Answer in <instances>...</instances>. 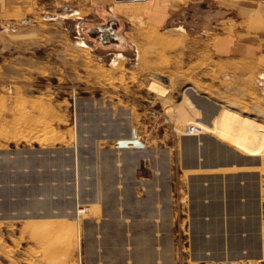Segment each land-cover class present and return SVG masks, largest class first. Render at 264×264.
<instances>
[{"label": "rangeland", "instance_id": "1", "mask_svg": "<svg viewBox=\"0 0 264 264\" xmlns=\"http://www.w3.org/2000/svg\"><path fill=\"white\" fill-rule=\"evenodd\" d=\"M69 4L0 12V264H264V139L244 142L237 123L264 138V42L250 58L222 57L200 34L199 4L184 30L127 16L124 4ZM220 110L239 121L211 122ZM133 132L143 149L116 147ZM184 138L217 140L250 162L261 198L240 204L259 222L229 216L231 200L221 225L194 215L191 178L237 168H183ZM29 157L32 166L17 164Z\"/></svg>", "mask_w": 264, "mask_h": 264}, {"label": "crops", "instance_id": "2", "mask_svg": "<svg viewBox=\"0 0 264 264\" xmlns=\"http://www.w3.org/2000/svg\"><path fill=\"white\" fill-rule=\"evenodd\" d=\"M50 2L61 9H64V4L69 2L71 4L67 8L70 9L85 6L89 8L96 5L111 8L112 3L124 4L127 6L123 12L127 16L132 14L131 11L136 10V13H141L143 18H147L155 25L168 24L169 30H181L179 29L181 25L177 24L190 26L192 11L199 4L200 8H205V16L202 12L199 19L200 34H203L206 40H215L222 57H232V60L237 62L242 58H250L248 51L259 47V42H264V0H0V12L8 15H25L31 10H35V7L41 9L48 6ZM60 4L63 6H59ZM181 27L184 30V27ZM245 52L248 53L247 56ZM262 55L264 57V53ZM262 67H264V58H262ZM220 143L214 139H205L199 144L195 138H184L182 143L183 152L189 155L192 160L183 165L185 169L218 171L237 168L233 170L232 176L202 173L191 178V180L195 178L198 180L196 184H192L191 195L193 200L200 201L201 207L200 212L194 215L196 217L212 216L215 217V220L219 218L217 222L214 221V224L221 225V217L224 210L227 209V207L223 208L222 201L231 200L233 207L229 208H234L235 212L229 216L241 217L243 214L249 215V217L257 216L259 222V216H261L259 210L257 211L253 207L252 210L243 212V207L240 204L242 199L257 201L259 196L261 198L259 188L250 185L251 178H255L257 175L243 170L250 166V162L244 160L239 151L227 148ZM224 152H228L230 155L224 157ZM62 160L61 158L56 169L63 166ZM44 161H48V158L44 156L38 158L37 167H44ZM17 164L24 165V167L26 164L32 166V158L18 161ZM229 178L236 186L234 190L226 191L224 183ZM241 182H243V186H240ZM205 201L215 203L212 206H207ZM212 224L211 221L209 225Z\"/></svg>", "mask_w": 264, "mask_h": 264}, {"label": "bare ground", "instance_id": "3", "mask_svg": "<svg viewBox=\"0 0 264 264\" xmlns=\"http://www.w3.org/2000/svg\"><path fill=\"white\" fill-rule=\"evenodd\" d=\"M179 29H181V30H183V28L182 27H179ZM140 32V31H139ZM82 45L83 46H85V44L84 43H82ZM156 78H157V76H156ZM158 81V80H157ZM156 81V79L154 78V79H152V83H155V82H157ZM158 84H159V82H158ZM154 85V84H153ZM153 85H151V86H153ZM163 89V88H162ZM186 90V89H185ZM184 93V92H183ZM159 94V93H158ZM186 94V93H185ZM190 94V93H189ZM191 95V94H190ZM189 95V96H190ZM189 96L188 97H186V96H183V102H185V103H187L189 106H190V108H194L195 107V105L191 102V98L189 99ZM199 110V109H198ZM207 110V109H206ZM207 112V111H206ZM214 113V112H213ZM197 114V113H196ZM210 114H212V113H210ZM235 113H233V112H230V111H227V110H220L218 113L216 112V114L214 115V118H213V120H211V122L213 121H215V120H217L218 121V119H219V121H220V125H222V126H224V127H229V123H230V121L233 119L234 121H239V120H237V118H235V115H234ZM182 115H183V113H182ZM207 116V115H206ZM234 116V117H233ZM201 117V116H200ZM200 117H199V119H200ZM211 117V116H210ZM216 122V121H215ZM196 123H198V125L197 126H201V128H202V130L204 131V133L205 132H210V133H212V134H219V136H222L219 132H220V130H219V132L218 133H216L215 132V130L214 129H216L215 128V126H214V124H211L210 123V125L209 124H206L205 123V121H203L202 122V119L200 120V121H196L195 122V124ZM237 123H239L240 125H238L239 127H238V130H239V132H243V134H241V136H243V141L244 142H246V141H248V140H251L252 139V141H254V142H256V143H259V142H261L262 141V139H264L262 136H261V134H259L258 132H256V130H254V128H252V131L254 130V133L253 132H251V131H249V132H247L248 130H246L245 128H244V126L240 123V122H237ZM248 123V122H247ZM252 123V122H251ZM250 123V124H251ZM185 124V123H184ZM190 124V123H189ZM192 124V123H191ZM194 124V123H193ZM217 123H215V125H216ZM254 124V123H253ZM245 125V124H244ZM252 125V124H251ZM219 126V125H218ZM254 126V125H253ZM253 126H251V127H253ZM249 127V126H248ZM255 127H256V125H255ZM192 128V127H191ZM200 128V127H199ZM214 130V131H213ZM217 130H218V128H217ZM245 130H246V132H245ZM250 130V129H249ZM234 131H236V130H234ZM258 131V130H257ZM221 132H223L222 130H221ZM133 134H135L134 132L132 133V135ZM224 136H226V134H223ZM230 136V135H229ZM235 137V136H234ZM239 137V136H238ZM137 138V137H136ZM220 138V137H219ZM222 140H225V139H222ZM221 140V141H222ZM226 141V140H225ZM228 141V140H227ZM231 141V140H230ZM240 141V140H239ZM243 141H241V143L243 142ZM237 142V141H236ZM236 142H234L233 143V145L236 147V148H239L240 149V147H239V143H237L236 145H235V143ZM244 142L242 143V144H244ZM223 143H226V142H223ZM262 143V145H263V141L261 142ZM260 143V144H261ZM245 146H246V144H244ZM221 146V145H220ZM261 146V145H260ZM211 147V146H210ZM248 147H250V146H248ZM256 147H258V144H257V146ZM262 147V146H261ZM246 148V147H245ZM251 148V147H250ZM245 149L244 150V152H245V154L247 153V155H253V154H256L258 151H257V149H256V153H254L253 152V150H254V148L252 149ZM244 149V148H243ZM260 149V148H259ZM241 150V149H240ZM260 151V150H259ZM255 156V155H254ZM89 209H90V205H86V204H84V205H80V206H77V208H76V214L77 215H79V214H83V213H86V212H88L89 211ZM56 227H57V229L58 230H61L62 229V227L60 226H57V225H55ZM64 227V226H63Z\"/></svg>", "mask_w": 264, "mask_h": 264}, {"label": "water", "instance_id": "4", "mask_svg": "<svg viewBox=\"0 0 264 264\" xmlns=\"http://www.w3.org/2000/svg\"><path fill=\"white\" fill-rule=\"evenodd\" d=\"M144 144L136 138V135L133 134L131 135V137L128 138H121L118 139L116 142V147L120 148V149H127L129 147H132L134 149H143L144 148Z\"/></svg>", "mask_w": 264, "mask_h": 264}, {"label": "built area", "instance_id": "5", "mask_svg": "<svg viewBox=\"0 0 264 264\" xmlns=\"http://www.w3.org/2000/svg\"><path fill=\"white\" fill-rule=\"evenodd\" d=\"M192 130V129H191ZM199 131V128L198 127H195L194 128V131H189L190 132V134H195V133H197Z\"/></svg>", "mask_w": 264, "mask_h": 264}]
</instances>
